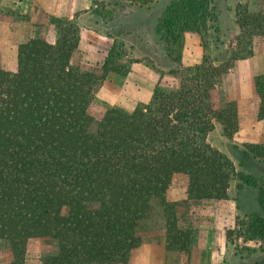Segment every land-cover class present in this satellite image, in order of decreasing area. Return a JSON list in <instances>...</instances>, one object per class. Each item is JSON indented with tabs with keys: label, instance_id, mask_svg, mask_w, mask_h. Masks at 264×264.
<instances>
[{
	"label": "trees",
	"instance_id": "trees-1",
	"mask_svg": "<svg viewBox=\"0 0 264 264\" xmlns=\"http://www.w3.org/2000/svg\"><path fill=\"white\" fill-rule=\"evenodd\" d=\"M211 3L168 8L160 28L168 47L205 26ZM235 22L229 62L204 56L180 67L174 86L157 83L132 110L96 106L99 85L124 70L123 61L112 49L94 66L74 65L75 24H60L54 43L34 38L17 47L15 70L0 68V264H129L133 250L158 240L163 264H190L199 233L168 191L185 176L188 200L226 199L236 170L207 136L219 126L232 139L264 120V74L251 101L228 100L222 85L264 36V11L246 8ZM261 152L252 150L256 158ZM239 180L251 184L249 176ZM241 229L264 252V220Z\"/></svg>",
	"mask_w": 264,
	"mask_h": 264
},
{
	"label": "rangeland",
	"instance_id": "rangeland-1",
	"mask_svg": "<svg viewBox=\"0 0 264 264\" xmlns=\"http://www.w3.org/2000/svg\"><path fill=\"white\" fill-rule=\"evenodd\" d=\"M176 1L0 0V68L15 70L20 44L34 38L54 43L58 26L73 23L80 32L74 65L94 66L113 49L127 70L106 76L96 93V106L132 110L149 101L157 83L174 86L178 79L172 71L180 67L199 64L204 56L216 64L229 62L239 35L236 14L246 8L264 11V0H212L211 19L205 26L183 32L181 40L168 47L160 28ZM261 74L264 36L255 37L253 55L236 60L224 76L227 99L253 100L254 80ZM207 142L231 160L237 176L230 180L224 200H188L185 176L168 191L169 200L183 202L199 233L190 264H264L260 243L241 229L255 218L264 220V154L256 158L252 153L264 149V120L252 121L232 139L216 126ZM240 176L251 177V184H242ZM163 250L162 240L145 243L131 252L129 264H163Z\"/></svg>",
	"mask_w": 264,
	"mask_h": 264
}]
</instances>
